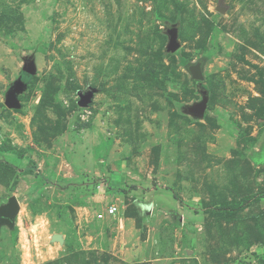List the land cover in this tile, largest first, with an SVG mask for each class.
<instances>
[{
  "label": "rangeland",
  "instance_id": "1",
  "mask_svg": "<svg viewBox=\"0 0 264 264\" xmlns=\"http://www.w3.org/2000/svg\"><path fill=\"white\" fill-rule=\"evenodd\" d=\"M11 196L0 264H264V0H0Z\"/></svg>",
  "mask_w": 264,
  "mask_h": 264
},
{
  "label": "water",
  "instance_id": "2",
  "mask_svg": "<svg viewBox=\"0 0 264 264\" xmlns=\"http://www.w3.org/2000/svg\"><path fill=\"white\" fill-rule=\"evenodd\" d=\"M218 10H221L219 8ZM169 34V40L167 44V49L170 51H174L179 46L178 41L176 39L177 36V30L176 28H171L168 30ZM189 70L191 72V75L195 81H197V84L202 79V72L199 62L189 65ZM25 85V81H23L21 78H19L17 81L13 83L11 88H9L5 94V100L4 104L7 107H14L17 105V92H19L23 86ZM198 90L202 96L201 100L198 102H195L191 106L188 107L189 112L196 114V115H203L205 109H206V103H207V91L200 86H198ZM86 98L82 97L79 100V105H85ZM19 211V202L15 196H11L6 203H3L0 205V225L7 224L9 227H12L15 222V217ZM52 238L58 239L59 241H62V237L60 234H53Z\"/></svg>",
  "mask_w": 264,
  "mask_h": 264
},
{
  "label": "built area",
  "instance_id": "3",
  "mask_svg": "<svg viewBox=\"0 0 264 264\" xmlns=\"http://www.w3.org/2000/svg\"><path fill=\"white\" fill-rule=\"evenodd\" d=\"M116 210H117V206L114 205V204H110V205L107 207V209H106V213H107V214H113V213H115ZM97 217H99V218L103 217V213H98V214H97Z\"/></svg>",
  "mask_w": 264,
  "mask_h": 264
},
{
  "label": "trees",
  "instance_id": "4",
  "mask_svg": "<svg viewBox=\"0 0 264 264\" xmlns=\"http://www.w3.org/2000/svg\"><path fill=\"white\" fill-rule=\"evenodd\" d=\"M31 167H34V165H31ZM34 169V168H33Z\"/></svg>",
  "mask_w": 264,
  "mask_h": 264
}]
</instances>
